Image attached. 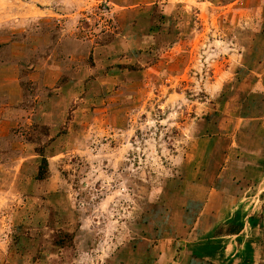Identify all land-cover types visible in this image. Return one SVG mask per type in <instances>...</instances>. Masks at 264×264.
<instances>
[{
	"label": "rangeland",
	"instance_id": "374dc122",
	"mask_svg": "<svg viewBox=\"0 0 264 264\" xmlns=\"http://www.w3.org/2000/svg\"><path fill=\"white\" fill-rule=\"evenodd\" d=\"M263 99L264 0H0V264H139Z\"/></svg>",
	"mask_w": 264,
	"mask_h": 264
},
{
	"label": "crops",
	"instance_id": "0c3cea01",
	"mask_svg": "<svg viewBox=\"0 0 264 264\" xmlns=\"http://www.w3.org/2000/svg\"><path fill=\"white\" fill-rule=\"evenodd\" d=\"M10 105L7 104L4 112L0 111L4 119H11ZM257 110L256 116L240 119L243 123L234 129L242 133L256 127L264 142V99ZM250 152L256 159L243 163L239 157L242 173L236 179L227 174L232 170L225 164L208 184L196 185L202 197L198 202L195 198L199 197H194L183 212L177 213L172 220V231L165 238L157 240L154 246L147 238L138 241L135 252L141 255L139 264H264V219L247 212L250 202L245 196L250 187L256 186L250 183L248 172H253L256 164L263 171L264 144L261 147L258 144ZM231 180L236 184L232 185ZM235 190L239 196L233 197ZM256 196L257 199L252 198L254 204L264 202V197Z\"/></svg>",
	"mask_w": 264,
	"mask_h": 264
}]
</instances>
